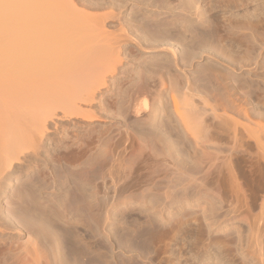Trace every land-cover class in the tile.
<instances>
[{"label": "bare ground", "instance_id": "6f19581e", "mask_svg": "<svg viewBox=\"0 0 264 264\" xmlns=\"http://www.w3.org/2000/svg\"><path fill=\"white\" fill-rule=\"evenodd\" d=\"M98 1L83 4L111 17L130 4L157 10L141 18L133 11L135 25L120 16L119 36L127 39L107 44L72 13V4L80 6L75 0H0V264H182L184 254L171 247L184 220L163 230L156 223L180 202L203 199L209 215L201 226L218 228L225 195L241 199L231 219L247 223L249 240L264 188V87L238 70L264 74V61H253L263 54L257 50L264 48V0ZM233 8L243 12L214 13ZM128 38L151 55L134 51ZM131 116L144 131L130 125ZM121 119V133H109L106 122ZM215 140L230 142L226 159L210 151ZM133 198L152 203L158 215L145 223L133 218L130 231L111 233L109 206ZM62 221H83L88 235ZM100 234L105 244L95 238ZM191 237L196 252L183 264H245L250 257L264 264V239L254 253L244 243L232 249L234 237L207 245L201 235ZM114 244L123 249L120 260Z\"/></svg>", "mask_w": 264, "mask_h": 264}, {"label": "rangeland", "instance_id": "374dc122", "mask_svg": "<svg viewBox=\"0 0 264 264\" xmlns=\"http://www.w3.org/2000/svg\"><path fill=\"white\" fill-rule=\"evenodd\" d=\"M75 1H76V4H78L77 2H79L80 6L75 5V7H74V5L72 4V8H71V11H73L72 13H74V11H75L76 13H74V14H76L77 16L79 15L78 17L81 16L80 19H82L83 23H84V24L82 23V25L89 26L92 29L91 34L96 36L97 39L100 40V41L104 40L103 43H107V44L115 43L116 41L122 40L123 38L127 39V37H123L122 38V37L119 36V35H123L124 31H125L124 28L121 27L123 30H121V28H119L120 27L119 25L122 24V23L120 24V22H119V20L120 21L122 20L120 16H122V15H124V17L127 16V17H125L124 20H126V21H128V22H130L132 24L134 23L133 25H135V24H138L135 21V19H133L135 17V14H137V15L139 14L138 16H140L139 18H141V17L145 16L143 14L147 13V10H148V14L150 12L152 13V11L157 10V8L155 9L154 6H152V7L150 6V8L148 6H143L141 8V11L142 12L144 11L143 14H142L143 16H142L141 15L142 12H140L139 9H137L134 5H132V6H134L132 8V6L130 4V5H128V6H126V7H124L122 9V11H124V13L122 15H119V16H116V17H113V16L111 17V15L110 16H106L105 15V13L109 12L108 9H100L99 11L98 10L96 11V10H93V9L85 8V6L83 4V0H75ZM89 1L99 2L98 0H89ZM206 1H208V0H206ZM206 1H204V2L201 1L200 2V4L202 5V8H204V9L209 6V5H207ZM100 2H101V0H100ZM254 3L255 2H251L249 4V7H252ZM205 5H207V6H205ZM219 10L220 9L214 10V13L216 15H219V14L221 15V13H222V15L226 14V17L227 16L228 17H230V16L235 17L236 14H239V13L241 14L243 12V10L241 8H239V9L233 8V11H231V12L227 11L226 13H223L222 11H219ZM133 11L134 12L137 11L138 13L135 12V14H133L134 13ZM103 14L105 15V17H110V18H108V19L104 18ZM100 16H103V18L100 17ZM138 16H136L135 18L139 19ZM206 16H208V15H206ZM117 17H119V18H117ZM132 19H133V22H131ZM116 25H117V27L119 29L116 28ZM121 26H123V25H121ZM109 27L110 28L112 27V29L110 30ZM232 37H235V40L236 39L238 40L237 35L236 36H232ZM113 39H114V41H113ZM128 39H129V42H128V40H127V42L133 47L134 51L137 49L136 50L137 53H143V52L146 53L147 52L146 55H144L146 57L148 56L147 54L151 55L150 54L151 52H148L150 50H146V49H143V48H142L143 49L142 50L141 48L137 47L134 42H132V41H134L133 39H130V38H128ZM232 42H235V41H232ZM244 47H245V45H244ZM161 51H163V50L160 49V51H155V52L163 54L164 52H161ZM258 51L259 52L261 51L263 54H261L260 56L255 58L253 61H255V60L259 61L260 60L259 62L262 63L264 61V48H259L257 50V52ZM205 60L209 61L207 53L204 54V56H203L201 61L204 63ZM192 68H189L190 71H192V70L196 71L198 66H195L193 69ZM238 72H239L240 78L243 77V76H246V77H250V78L254 79L255 81L259 80L261 86L263 85V87H264V84H263L264 74L261 75L260 77H258V76L254 75V74H253L254 76L250 75L249 73H247L248 72L247 70H244V73H243V69L242 70H238ZM261 72L262 73L264 72V68L259 71V73H261ZM230 88H231V86H230ZM241 94L242 93L238 94V97H241V100H242V98L244 96L241 95ZM164 97H165V99L167 98L166 100H168V102H169V108L174 113V116H176L179 119L178 114L174 110V107H175L174 105L175 104H174L173 97H171L170 89H167L164 92ZM253 102L256 103L257 100L254 98ZM241 103L243 104V102H241ZM241 103L239 102V104H241ZM252 107H253V105H252ZM256 107H257V105H255V107H253L254 109L252 111H255ZM220 108H219L220 113H222L223 110H222V108L221 109ZM261 112H264V107H262ZM232 116L235 119H237V120H240V121L243 120L242 117H240L237 114L233 113ZM131 119L133 120L132 116L130 117V125H132L133 127H136L135 130H138L140 132L145 130L144 127H142L141 124H139L137 122L133 124ZM260 120L261 119L258 118V121H260ZM121 121H122V119L119 120V121L113 122V123L107 121L106 122L107 123L106 126L107 127L109 126L110 129L112 127V130L109 129V133H111L112 135H117V134L121 133V131L123 130L122 125L124 123V120H123V123ZM261 122L264 124V121L261 120ZM137 124H139L140 126L137 127ZM64 126H65V128H64ZM64 126H63L64 130H69L70 131V129H72V124L69 125V123H64ZM229 143L230 142H227L226 140H223V141L215 140V145L217 147L214 148V149L211 148L210 151H212L213 153L218 154V156L221 158V160H224V159H226V155H227L225 147L229 146L228 145ZM122 148L123 147H121L120 150H122ZM256 151H257L256 148H254L252 150V153L255 156L258 155ZM253 161H255V160H253ZM27 177L23 175L20 179H24V178L26 179ZM20 179H18V181ZM239 180H240V182L242 181V184H241L242 191H245V193L250 194L251 191L249 190L248 186L245 183H243V180H242L241 176H240ZM112 189H114V188L110 189V194L113 195V191L114 190H112ZM50 191H51V189H50ZM140 191L141 190H139L138 192H140ZM155 192H158V191H155ZM160 192L162 193L163 191H160ZM257 194H258L257 205L254 207V209L252 211V213H253L252 214L253 215L252 218L254 220L251 219L252 220V224L254 223L253 221H255L256 224L255 223L254 224L256 226H255L254 232H252V236L250 237L249 240L247 238V236L249 234V229H248L247 223H240L238 221H235V220L231 219L236 214L237 209L239 208V206L241 204V199L238 200V199H236L234 197H231V196L229 197L228 195L227 196L225 195L226 201L222 205H220L221 209H218V211L216 213V216H215V219L218 222L217 224H221L222 225V226H220L218 228L216 226H213V227H211L209 229L208 228L206 229V227H202L201 226V222L204 221V223H205V221H206L204 219L205 216L208 217L207 215H209V212H208L209 205L203 199H200V200L192 199L190 204L185 203V202H180L179 207L173 206V207H171V209H168L167 211H165V214H164L165 217L166 218L169 217V216L170 217L165 220L164 224L160 223V222L156 223V224L159 225L158 228L160 230H163V229H167V227H170L172 224L176 223V225H177V223L179 224L181 221L184 220L183 222L185 223V226H184L185 228L183 229V231L181 233L178 234L177 241L175 243H173V245L171 247L172 248V252L175 253V255L179 256L180 252H182V254H184V256L182 255V257H181V263L182 262L183 263L186 262L185 261V257L191 259V256H190L191 250L195 249V248H193L194 244H191V242H192V237L191 236H193L195 234L201 235V237L203 238L202 241H204V243L206 245H207V243H210V242L212 243V241L214 243L216 239L217 240H227V241H229L230 238L233 239V237H234V240H236V238H238V236H239L238 234L240 233L239 232L240 230L238 229L240 226H241L240 228H242L241 229L242 230V234H244L242 236V238L244 237L242 239L243 241H242V243H238V240H236L234 242V245H233V243L230 245L231 248H232V246H234V247L236 246L235 247L236 251H238V250L240 251L241 247H242L241 244L244 243L243 245L245 247L249 246V249L251 250V252L257 253L258 250H259V243H260L261 239H264L263 238L264 237V209H261V206L259 205L261 203V201H262L261 195L262 196L264 195V188H261L260 190H258ZM158 208H161V207H158ZM109 209H110V212H111V219H110V221H109V223L107 225V230L110 231V229H112L114 227L111 230V233H112V231L116 230L115 228H118V230L121 231V232L123 231L122 229H125L126 232L130 231V229L133 228V225H132V227L129 226L130 228L128 230V224H129V220L132 221L133 218H136V219L138 218L140 221L143 220L142 222L145 223L146 219H149L150 217H154L155 215H158V214H156L157 213V208H153L152 203H143V202L137 201V199H134V198L133 199H129V200H124V201H118L117 203L113 204L112 206H109ZM170 210H171V213H169ZM183 222H181V223H183ZM244 224H246V225H244ZM59 225H62L63 227H67V228L71 229L72 233H74V234L75 233H81L84 236L88 235V231L86 229L87 227H86V225L84 224L83 221H80V222H78V221H75V222L74 221H66V222L62 221V223L61 224L59 223ZM200 230H201V232H200ZM125 231H123V232H125ZM185 235H187V237L184 239ZM226 235H228L229 237L228 236L226 237ZM101 237H103V234H100V235L96 236L95 238H97L99 241H101ZM105 237L106 236L103 237L104 240H106ZM113 237H114L113 240L116 243V240H115L116 236L114 235ZM258 238H259V240H258ZM23 240H25V238L24 239L23 238L20 239V242L23 241ZM101 242L103 244H105V241L104 242L101 241ZM114 247H115L114 252H115L116 259L120 260V258L123 256V253H122L123 249L118 244H114ZM196 250H197V248H196ZM212 250L215 251L216 249L213 248ZM222 250H224V248H222ZM194 251L192 250V254H193ZM200 251H203V250L201 249ZM127 254L129 255V253H127ZM250 258L246 260L247 263L245 262V264H260L261 263L258 259H254L252 257H250ZM204 260L206 262H204ZM204 260L202 261V263L196 261L195 263L193 262L192 264H208V263L210 264V263H213V261H214L213 259L212 260L211 259H204ZM209 260H211L212 262H209ZM192 261H190V262H192ZM30 264H32V263H30ZM235 264H242V263L240 262V260L239 261L237 260V262Z\"/></svg>", "mask_w": 264, "mask_h": 264}]
</instances>
